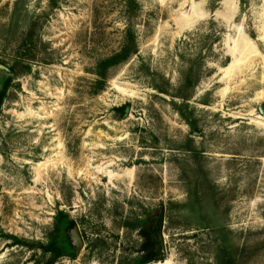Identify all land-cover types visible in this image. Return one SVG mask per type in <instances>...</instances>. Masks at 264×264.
Wrapping results in <instances>:
<instances>
[{
    "label": "rangeland",
    "instance_id": "374dc122",
    "mask_svg": "<svg viewBox=\"0 0 264 264\" xmlns=\"http://www.w3.org/2000/svg\"><path fill=\"white\" fill-rule=\"evenodd\" d=\"M0 264H264V0H0Z\"/></svg>",
    "mask_w": 264,
    "mask_h": 264
},
{
    "label": "water",
    "instance_id": "95a60500",
    "mask_svg": "<svg viewBox=\"0 0 264 264\" xmlns=\"http://www.w3.org/2000/svg\"><path fill=\"white\" fill-rule=\"evenodd\" d=\"M74 232L76 233V241H77V247H81V245H82V241H81V239H80V237H79V235H78V231H77V228L74 226Z\"/></svg>",
    "mask_w": 264,
    "mask_h": 264
}]
</instances>
